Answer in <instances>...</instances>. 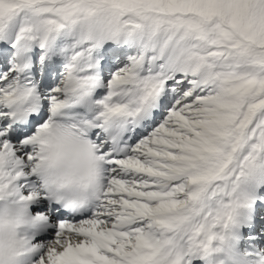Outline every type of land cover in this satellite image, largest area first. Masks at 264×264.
Segmentation results:
<instances>
[{"label": "snow or ice", "instance_id": "obj_1", "mask_svg": "<svg viewBox=\"0 0 264 264\" xmlns=\"http://www.w3.org/2000/svg\"><path fill=\"white\" fill-rule=\"evenodd\" d=\"M108 42L135 50L110 79ZM37 49L64 61L46 96ZM0 61V192L7 158L36 181L38 264H264V0H0ZM89 102L106 188L78 212L39 170L51 118Z\"/></svg>", "mask_w": 264, "mask_h": 264}, {"label": "clouds", "instance_id": "obj_2", "mask_svg": "<svg viewBox=\"0 0 264 264\" xmlns=\"http://www.w3.org/2000/svg\"><path fill=\"white\" fill-rule=\"evenodd\" d=\"M98 64L99 61L97 67ZM36 85L39 86L37 82ZM95 112V106L89 102L87 107L51 118L52 124L45 136L47 144L42 153L45 159L39 170L47 195L59 199L63 206L78 212L94 206L106 188V166L98 158L99 149L91 146L96 143L91 130L86 129L83 124L84 120L93 118ZM24 119L26 122L27 117ZM36 147L39 150L40 146ZM26 166L30 168L31 162H26ZM3 167L5 175L4 188L0 192V264H38L32 249L36 237L45 235L46 230H39L35 223L37 214L32 206L36 201H29L25 196L26 192L35 193L38 190L36 181H29L27 188L14 178L10 181L7 173L14 172L11 158L4 161ZM9 184L11 188L8 187ZM43 215L50 216L48 213ZM42 243L53 247L59 244L54 239Z\"/></svg>", "mask_w": 264, "mask_h": 264}, {"label": "rangeland", "instance_id": "obj_3", "mask_svg": "<svg viewBox=\"0 0 264 264\" xmlns=\"http://www.w3.org/2000/svg\"><path fill=\"white\" fill-rule=\"evenodd\" d=\"M105 45H106L107 49L102 48L100 50L101 57H103L102 60H107L108 63L114 64L111 67H108L107 69H105V73H106L105 78L110 79V74L114 73L120 67H122L123 64L127 60V56L128 55H134L135 50L126 46V45H118V44H115L113 42H108ZM36 52H37V58H36L35 63L37 65H40L39 60H38V56H39V54H41V52H40V50H37ZM105 52H107L108 55H105L104 54ZM122 55H123V58H122ZM8 59L10 61V59H11L10 55H9ZM105 63H106V61H105ZM57 66H59V69L57 71H55V68ZM10 69H11L10 63H8L7 67H5V62L0 61V71H9ZM46 70H48V72H49L48 79L51 81V83H49V85H47L45 88L41 89L42 90L41 91L42 96H46L48 90L50 91L51 89L59 86L60 81L63 78V72L65 71L64 61L62 59H60L57 63H53L51 61L47 62ZM101 94H103V92ZM47 115H49V113ZM47 115L45 116V119L47 118ZM36 126H39V124H36L33 127L35 128ZM261 196H264V192L261 194ZM51 238H53V237H49V239H51Z\"/></svg>", "mask_w": 264, "mask_h": 264}, {"label": "bare ground", "instance_id": "obj_4", "mask_svg": "<svg viewBox=\"0 0 264 264\" xmlns=\"http://www.w3.org/2000/svg\"><path fill=\"white\" fill-rule=\"evenodd\" d=\"M114 46V45H113ZM122 47V46H121ZM104 49H107V47H106V45H104ZM37 50H39V49H37ZM36 50V51H37ZM40 52H41V50H40ZM103 58V57H102ZM122 58H123V55H122ZM60 60V58L59 57H56V58H53L52 60H50L51 62H53V63H57L58 61ZM50 61H48V62H50ZM121 61V60H120ZM101 63H102V61H101ZM57 65V64H56ZM112 65H114V64H112V63H108V62H106V64L104 63V66L102 67V69H101V74H102V76L105 78V75H106V73H105V69H107L108 67H111ZM35 72L32 74L34 77H36V79H37V82L40 84V86L42 87V88H45L47 85H49V83H51V81L48 79V75H49V72H48V70H46V67L45 66H42V65H37L36 63H35ZM59 69V66H57L56 68H55V71H57ZM40 72H39V71ZM42 72H45L46 74H42ZM64 73V72H63ZM55 74V73H54ZM59 82V81H58ZM54 89V88H53ZM53 89H51L50 91L48 90V92H47V95L48 94H50L51 92H52V90ZM104 90L103 89H98V93H102ZM97 98H99V96H97ZM49 115H50V113H49ZM36 127H38V126H36ZM250 191H253L256 195H258V196H261V194L264 192V182H261V183H257V184H254V185H252L251 186V188L249 189ZM46 235V234H45Z\"/></svg>", "mask_w": 264, "mask_h": 264}]
</instances>
